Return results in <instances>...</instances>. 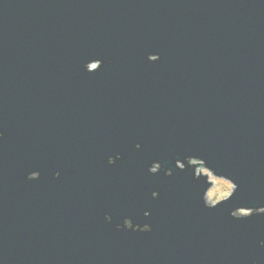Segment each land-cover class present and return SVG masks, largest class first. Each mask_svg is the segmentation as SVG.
<instances>
[{
    "label": "water",
    "instance_id": "95a60500",
    "mask_svg": "<svg viewBox=\"0 0 264 264\" xmlns=\"http://www.w3.org/2000/svg\"><path fill=\"white\" fill-rule=\"evenodd\" d=\"M0 264H264V0H0Z\"/></svg>",
    "mask_w": 264,
    "mask_h": 264
},
{
    "label": "rangeland",
    "instance_id": "374dc122",
    "mask_svg": "<svg viewBox=\"0 0 264 264\" xmlns=\"http://www.w3.org/2000/svg\"><path fill=\"white\" fill-rule=\"evenodd\" d=\"M192 162L200 163L195 160H192ZM196 172L207 173L209 175V179L212 181L213 185L207 190L205 194L206 201L208 203H215L216 201L225 198V196H227L233 189L231 183H229L227 180H223L222 178L212 176V174L209 173L203 165L202 167H197Z\"/></svg>",
    "mask_w": 264,
    "mask_h": 264
},
{
    "label": "snow or ice",
    "instance_id": "6c2138e0",
    "mask_svg": "<svg viewBox=\"0 0 264 264\" xmlns=\"http://www.w3.org/2000/svg\"><path fill=\"white\" fill-rule=\"evenodd\" d=\"M140 145L137 144L136 147H139ZM109 164H113L114 163V160H111V161H108Z\"/></svg>",
    "mask_w": 264,
    "mask_h": 264
},
{
    "label": "flooded vegetation",
    "instance_id": "af4514ba",
    "mask_svg": "<svg viewBox=\"0 0 264 264\" xmlns=\"http://www.w3.org/2000/svg\"><path fill=\"white\" fill-rule=\"evenodd\" d=\"M31 176H34L35 174H30ZM129 221H126V224L128 225Z\"/></svg>",
    "mask_w": 264,
    "mask_h": 264
}]
</instances>
